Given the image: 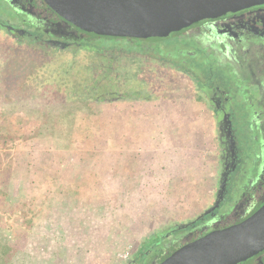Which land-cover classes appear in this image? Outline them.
Here are the masks:
<instances>
[{
  "label": "rangeland",
  "instance_id": "obj_1",
  "mask_svg": "<svg viewBox=\"0 0 264 264\" xmlns=\"http://www.w3.org/2000/svg\"><path fill=\"white\" fill-rule=\"evenodd\" d=\"M133 47L42 55L0 29V264H128L209 203L212 129L185 86L130 67ZM40 63L51 85H23Z\"/></svg>",
  "mask_w": 264,
  "mask_h": 264
},
{
  "label": "flooded vegetation",
  "instance_id": "obj_2",
  "mask_svg": "<svg viewBox=\"0 0 264 264\" xmlns=\"http://www.w3.org/2000/svg\"><path fill=\"white\" fill-rule=\"evenodd\" d=\"M0 4L6 15L0 19L1 31L42 55L97 54L90 48L100 39L133 44L130 67L157 69L162 79L185 86L187 93L181 96L188 97L184 100L200 110L212 129L218 171L209 203L191 219L148 236L128 264H161L186 244L239 225L264 206V3L147 40L84 32L44 0H0ZM144 96L150 101L154 95ZM235 264H264V247Z\"/></svg>",
  "mask_w": 264,
  "mask_h": 264
},
{
  "label": "water",
  "instance_id": "obj_3",
  "mask_svg": "<svg viewBox=\"0 0 264 264\" xmlns=\"http://www.w3.org/2000/svg\"><path fill=\"white\" fill-rule=\"evenodd\" d=\"M78 29L98 36L166 38L204 19L264 0H44ZM264 247V206L247 221L186 244L161 264H235Z\"/></svg>",
  "mask_w": 264,
  "mask_h": 264
},
{
  "label": "trees",
  "instance_id": "obj_4",
  "mask_svg": "<svg viewBox=\"0 0 264 264\" xmlns=\"http://www.w3.org/2000/svg\"><path fill=\"white\" fill-rule=\"evenodd\" d=\"M42 65H43V63H40V65L37 64L36 66L34 65L31 69H29L26 72L27 75L24 76L23 85H30V84L38 83V82L42 85L45 83L51 85L52 80L47 78L45 71L43 73L41 72L40 68L42 67ZM42 69H44V68H42ZM64 97H65L64 101H66V102L85 101L84 99L79 98L78 96H73L71 94L65 95ZM86 102H88V101H86Z\"/></svg>",
  "mask_w": 264,
  "mask_h": 264
}]
</instances>
